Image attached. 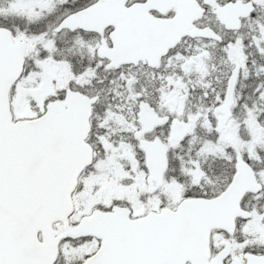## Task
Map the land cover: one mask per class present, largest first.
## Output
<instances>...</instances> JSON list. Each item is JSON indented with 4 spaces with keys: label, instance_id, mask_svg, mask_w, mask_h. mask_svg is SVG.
<instances>
[{
    "label": "snow or ice",
    "instance_id": "snow-or-ice-1",
    "mask_svg": "<svg viewBox=\"0 0 264 264\" xmlns=\"http://www.w3.org/2000/svg\"><path fill=\"white\" fill-rule=\"evenodd\" d=\"M0 264H264V0H0Z\"/></svg>",
    "mask_w": 264,
    "mask_h": 264
}]
</instances>
